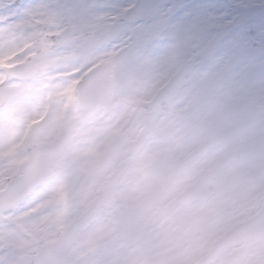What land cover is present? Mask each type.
Instances as JSON below:
<instances>
[{
	"label": "rangeland",
	"instance_id": "1",
	"mask_svg": "<svg viewBox=\"0 0 264 264\" xmlns=\"http://www.w3.org/2000/svg\"><path fill=\"white\" fill-rule=\"evenodd\" d=\"M92 2L0 0V87L13 93L0 110V191L8 178L20 176L32 149L54 144L69 131L67 146L54 154L44 185L0 213V264H33L41 245L55 242L101 193L106 202L79 230L72 264H193L228 223L220 218L214 225L212 212L228 201L239 163L219 170L211 203L172 210L169 202L200 169L216 167L226 151L264 137L255 116L264 104L259 103L264 100V57L254 54L237 63L216 46L225 17L239 14L253 25L260 22V0H186L207 11L195 26L136 38L121 32L123 20L81 14L77 6ZM68 27L80 33L72 46L63 47L58 35ZM190 58L198 67L171 105L131 117L134 107H141ZM117 61L125 66L124 84L101 107L81 112L76 95L84 75L98 64ZM29 62L39 70L33 79L15 83L7 78L8 68ZM128 119L134 122L126 127ZM244 120L249 122L240 128ZM212 130L238 134L195 163L156 204L149 202L148 195L169 175L171 160ZM106 152L115 155L114 161L100 171L98 162ZM255 159L239 162L248 166ZM246 184L250 189L253 182ZM179 223L196 233L192 241L174 238ZM223 259L221 255L212 264ZM246 264H264V240L253 245Z\"/></svg>",
	"mask_w": 264,
	"mask_h": 264
},
{
	"label": "snow or ice",
	"instance_id": "2",
	"mask_svg": "<svg viewBox=\"0 0 264 264\" xmlns=\"http://www.w3.org/2000/svg\"><path fill=\"white\" fill-rule=\"evenodd\" d=\"M83 15H105L123 20L122 33H131L130 38L139 36L171 35L188 27L207 15L206 10L194 8L186 0H133L122 4L120 0L77 6ZM260 22L251 24L250 19L239 14L226 19L218 29L220 38L216 46L224 56L237 63L244 62L254 54L264 57V0H260ZM255 32V35L252 33Z\"/></svg>",
	"mask_w": 264,
	"mask_h": 264
},
{
	"label": "water",
	"instance_id": "3",
	"mask_svg": "<svg viewBox=\"0 0 264 264\" xmlns=\"http://www.w3.org/2000/svg\"><path fill=\"white\" fill-rule=\"evenodd\" d=\"M77 34L74 30H67L62 36V44L63 45H70L72 44V38ZM195 68L194 62L188 63L184 67L181 68L179 73L173 78L171 83L160 93L159 97L153 102V104L150 106V108H154L157 106H161L163 104H166L169 102V100L172 98L174 94V90L182 83L185 77H187L192 70ZM113 69L114 71V77L108 79L109 70ZM122 66L118 65L117 67H114L113 65H108L105 67H101L95 71H93L85 80V82L82 84L81 89L79 91L77 104L79 108H81L83 111H86L91 108L98 107L102 104L103 100L108 97L110 92L117 88L122 83V76H121ZM36 71L32 67L25 66L23 68L15 69L10 72L12 77H15L17 79H23V78H29L33 75H35ZM10 93L3 90L0 93V108L3 107L8 99L10 98ZM224 137L223 135H217L213 141H210L209 143L205 144L204 147L200 150H198L194 154V158L198 157L203 151L207 150L210 146L215 144L217 140L222 139ZM68 135H65L63 138L61 145H63L61 148L58 149V151H61L64 147V143L67 142ZM56 151V149L47 150V160L43 162H40L35 156L33 160L28 164L26 169L24 170L25 178L30 177L32 172L31 169H35L32 176L34 178V184L27 187L20 195L17 197L16 200L12 201V204L9 203H3L0 205V210L7 207V206H13L16 203L22 201L24 197H26L34 188H36L42 180L49 174L50 170V157L52 153ZM192 160V159H191ZM191 160H187L186 164H189ZM110 159L106 160L105 163L102 165L101 168H104L105 165L109 163ZM178 174H175L177 176ZM25 178L21 179L19 182H16L12 184L9 188V192L13 190V187L16 184L21 183ZM103 200H100L97 206L81 221H85L89 216H91L96 209L101 205ZM81 222H78L76 226L71 230V232L67 235L66 239L61 241L59 244L55 245L52 248H49L47 255V260H42L41 262L43 264H67L69 261V250L71 248V245L73 243L74 235L77 231L78 226ZM220 248L219 250L223 249ZM59 250L58 254L55 255V260H52V253L51 251ZM43 256H40L36 259L37 264H41L40 259H42ZM62 257L63 260H59V258ZM58 261H61L59 263Z\"/></svg>",
	"mask_w": 264,
	"mask_h": 264
},
{
	"label": "flooded vegetation",
	"instance_id": "4",
	"mask_svg": "<svg viewBox=\"0 0 264 264\" xmlns=\"http://www.w3.org/2000/svg\"><path fill=\"white\" fill-rule=\"evenodd\" d=\"M257 115L260 117V121L257 126L258 128L264 129V105L262 106V109L257 112ZM237 134L238 132H236L234 136H237ZM258 136L259 134L257 137ZM231 152V155H234L233 164L237 162L239 163L238 181L232 188L233 190H230V193H227L229 196L228 201H225L220 209L214 211V215L220 216V218L225 220H228L229 217H239L234 221H237V224H241L246 220L255 218L259 215V213L264 211V161L257 160L258 156L264 157V137L260 140L257 138V142H255L252 146H239L236 150L233 149L232 151H228L224 157L229 155ZM254 156H256V159L248 166H242L239 162L242 157L253 158ZM229 166L230 165L225 166L222 164L216 172H219V169H225ZM251 182H253L252 187L250 189H246V183ZM231 195L233 196V204H235L232 209L230 208ZM243 198L245 199L242 201ZM219 212H221V214ZM246 214L247 218L242 219V217H245ZM181 232L182 230L180 228L175 233V236L178 237ZM190 237L191 236L187 237V239ZM252 244L253 243L249 244L248 247L251 248Z\"/></svg>",
	"mask_w": 264,
	"mask_h": 264
}]
</instances>
